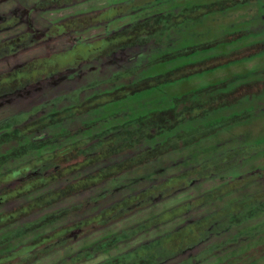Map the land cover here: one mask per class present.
Returning a JSON list of instances; mask_svg holds the SVG:
<instances>
[{"label": "trees", "instance_id": "obj_1", "mask_svg": "<svg viewBox=\"0 0 264 264\" xmlns=\"http://www.w3.org/2000/svg\"><path fill=\"white\" fill-rule=\"evenodd\" d=\"M83 1L86 0H80V3ZM139 1H141L140 8L136 7L137 1L131 2L127 4L128 9L125 14L120 11L118 16L126 18L131 15L135 18L134 16L145 12L153 13V15L144 20L135 21L128 27H123L107 36L105 42L108 47L104 49L103 55L129 51L133 52V59L128 63L130 67L124 68L125 73L116 72L101 80L106 91L101 97H94V100L88 102L80 100L78 109L75 108L77 106L72 105L69 109L63 108L54 112H49V110L60 106L65 101L62 97H55L52 101L47 98L44 101L40 99L26 105L38 104L34 113L36 119L32 122L20 119L19 114L7 116L0 121V197L3 198L5 207L17 203L15 208L5 211V215L9 218L0 230L5 231L0 242L8 246L9 250L6 252L8 257L5 264L13 259H18V264L37 263L73 245L97 228L117 224L139 212L150 209L158 202L190 190L198 182L227 174L242 165L243 159L238 149L230 151L226 156L204 160L200 164V169L184 171L178 173V176L174 175L175 177L170 180L155 184L141 191L134 200L128 197L120 202H111L109 201L112 198L111 195L108 197L98 195L97 191L111 179L127 174L143 165H156L167 156L216 138L222 131L249 124L253 119L264 116V86H259L260 82L249 80L251 73H244L239 76L241 78L247 76L245 80L241 79L242 84H240L239 91L232 86L236 85V81L231 80L236 78L233 76L219 84L208 85L207 89L203 87L204 90L196 94L181 91L173 98L171 105L167 103L162 109L150 112L146 116L126 121L88 137H80L81 133L60 131L59 128L65 122H69L79 114L82 116L89 113L88 111L94 107L103 105L96 99L108 96L110 90L108 84L112 82L110 81L112 79L119 80L124 76L127 80L123 87L115 91L114 98L116 99L109 98L111 101H119L155 88L170 86L174 88L182 81L222 68H229L238 63H247L256 58L246 52L240 60H233L227 56L190 60L192 57L206 53L205 50L215 51L236 42L243 30L222 34L213 38L208 44L185 45L180 53L174 47L170 49L163 47L164 50H159L163 40H172L174 37L172 33L175 30L177 14L168 5L175 0ZM245 4H247L246 0H215L209 6L196 5L193 10L196 11L197 22L203 21L207 16H212V25L219 30L217 24L220 20L230 21L233 18L237 21L241 14H250L251 11H248L251 6L247 4V7ZM162 5L167 7H165V13L160 15L159 9ZM236 8L242 11H234ZM90 17L84 19V22L87 21L88 24ZM237 23L243 26L246 21L243 19ZM21 24L20 19L19 24L8 29L0 27V32L4 33ZM38 35L36 45L50 41L46 40L48 32H41V35ZM20 39L18 37L12 43L2 46L1 51H4L6 55L9 52V45L16 49V44L21 43ZM85 46H88V43ZM85 49L80 50V54L77 53L78 60H87ZM143 49L151 58L145 63L139 62L144 56L141 53ZM45 57L35 58L31 63L5 74L0 79V101L18 100L28 90L30 92L38 86L41 87L44 80L48 81L49 78L45 77L51 74L52 67L53 70L56 68L59 70L60 60L56 59L49 66L52 61H45ZM75 60L70 59L72 63ZM211 62H216V65L206 66ZM125 66L127 67L126 63ZM114 69L122 68L115 67ZM146 72L149 73L146 75ZM155 72L163 73L151 75ZM82 83L84 81L80 83V87L82 86V90L85 91L96 84L94 82ZM254 86L262 89L254 94L246 93L245 88L250 89ZM172 88L170 92L175 91ZM241 90H244V93ZM196 110L201 112L194 116ZM146 141L155 146L150 148L148 146V149L142 148ZM262 144L264 145V140L255 145L261 148ZM260 150L257 151L260 152ZM235 153V156H229ZM260 154L262 153L256 155ZM256 155L254 156L257 157ZM223 157L233 159L222 165ZM251 158L252 156L249 155L244 161H249L248 159ZM211 164L212 168H209ZM260 172L264 173V168ZM261 180H264L263 174L257 172L232 179L233 184L229 182L223 184L215 190L194 197L189 202L167 209L163 213L120 232H115L90 244H84L79 251H73L71 255L68 254L53 264H170L179 258L184 248H195L208 242L213 236L218 237L231 233L232 230H238L242 223L246 224L250 215L242 217L237 222L238 215L234 216L233 213H229L231 220L228 225L218 224L215 217L226 210L221 208L195 222H186L181 227L161 233L150 241L141 242L104 261H96L121 245L135 243L144 234L154 230L158 231L188 213L198 211L213 202L222 201L232 193L245 190ZM138 199L143 203L139 209L137 207L139 203L134 206V201L136 200V203ZM232 202L236 203L237 200ZM241 202L244 208L246 205L249 206L248 209L259 205L258 202L253 206L249 202L246 204L245 201ZM60 205L64 207L55 212H49ZM101 205L103 207L99 208ZM233 210L234 213L238 212L235 211L238 209ZM18 224L19 226L15 228L14 226ZM54 227L56 228L53 229ZM58 228L65 231L64 235H58ZM15 242L17 244L13 245ZM54 242L59 244L58 249L41 251L43 245ZM212 258L207 248L196 255L198 261L196 264H204ZM178 264L192 263L188 259Z\"/></svg>", "mask_w": 264, "mask_h": 264}, {"label": "rangeland", "instance_id": "obj_2", "mask_svg": "<svg viewBox=\"0 0 264 264\" xmlns=\"http://www.w3.org/2000/svg\"><path fill=\"white\" fill-rule=\"evenodd\" d=\"M39 1L42 0H0V27L8 29L15 24H19L21 19L19 15L20 12H18L19 10H23L22 23H24L19 27L7 30L4 33L0 32V39L15 40L20 37L21 43L16 44V53L33 47L32 50H26L21 52V54L18 56L6 58L0 62V72L8 71L15 65L23 64L24 62L31 59L49 56V54L51 55L58 51L68 50L71 48V46L76 45V43L79 41H85V43H88L87 49L84 51L86 56L85 59L87 60H78V54H76L72 57H77V59L75 60L76 62L73 61L74 63H72V72L70 74H66V68L63 65L60 67L57 74L51 76L52 78L49 77L48 81L47 79L44 80V84L41 87L38 86L32 89L30 92L28 90L25 92L26 94H23L24 96H21L18 98V100L0 101V121L4 120L7 116L19 114L18 117L21 116L20 119H24L26 122H32L34 119H36L34 113L38 104L32 106L26 105L34 103V101L40 99L44 101L47 98V100L52 101V99L55 97H62L65 101H63L60 106H55L49 110V112H54L63 108L69 109V106L72 105L77 106L75 108L78 109L80 108V100L88 102L90 100H94V97H101L106 92L103 88L104 84L101 80L107 78L108 76L114 75L116 72L121 74L125 73V69L130 67L128 66V63H130L133 59V52L129 51H121L118 53L113 52L103 55L104 49L108 47L103 38L112 32L120 30L122 27H128V25L135 21L144 20L153 15V13L145 12L134 16L135 18H132L131 15L126 18L118 16L120 11H123L125 14L126 9H128L127 4H131V2L135 3L136 0H86L80 4L75 3L77 0H55V3H57V6L59 7L51 9L52 11L39 12L38 10L36 13L32 14V12L29 11L30 7L28 3L30 2L32 7L33 4H36ZM211 1L213 2L215 0H186L185 7L195 4L204 5L205 3ZM178 2L179 1L173 2L172 4L168 5V7L174 9ZM16 12H18V15L15 16ZM7 14L10 15L8 16ZM89 16H91L90 22L87 24V21L84 22V19H87ZM77 17L80 18L81 27L79 26L70 28V26L64 25L66 28L65 33L62 34L59 39L36 45L38 40L37 34L41 35L42 31H52L54 28L56 29V25L58 23L60 25L61 20L64 22H69L70 20H76ZM247 17H249L247 14H241L237 21L247 19ZM237 21H235L233 18H231L230 21L222 20L221 22L220 20L217 24L218 28H220L219 30L214 27L211 29L206 28L201 33L196 34V38L199 39L204 35L209 34L213 35V39L221 36L222 34L243 30V28L238 27ZM71 23L75 25L73 21H71ZM185 24L189 23L186 22ZM58 32L59 30L54 31V33ZM34 34H36V37ZM75 38H79L80 40L74 41ZM181 39L187 41L185 44L179 45L178 49H180L179 47L182 48V46L185 45H193L198 41H195L193 37L188 38V33H185V37L184 34H182ZM255 40L264 42V31L260 36L256 37ZM252 42L253 40H249L246 43L244 42V44L248 45ZM178 43L179 40H163L159 50H164L163 47L167 49L174 47L177 49L176 44ZM244 44L242 43L241 46H245ZM236 46H238V44H236ZM227 49L226 50L229 51L233 48L228 47ZM141 53L144 56L141 58V60H139V62L141 61L142 63H145L147 60L151 59L146 55V50L143 49V52ZM214 53H216V51H214ZM125 63L127 67L125 66ZM215 63L216 62H211L206 64V66L209 64L214 65ZM115 67L122 69L116 70L114 69ZM257 68L264 70V55L247 63H242L225 69L222 68L203 76L182 81L177 83L176 87L174 88H172L173 86L155 88L145 92H139L127 99L119 101H111L109 98H112V100L116 99L114 98V95L116 94L115 91L118 88L123 87L127 80L124 76H122L119 80L112 79L110 80L112 82L108 84V87L110 88L108 96H103L102 99H96L98 103L101 102L103 105L90 109V111H88L89 113H86L82 116H80V114L77 115L76 118L74 117L69 122H65L63 126L59 128V130L72 133L76 132L78 134L81 133L82 136L80 137H88L101 131L110 129L113 126L121 125L126 121L146 116L150 112L162 109L167 103L171 105L170 103L172 102L173 98L178 96L181 91L195 92V90L199 87L209 84H219L221 81H225L234 75L248 73L256 70ZM33 71L34 70L32 69V72ZM148 73L149 72H146V75ZM159 73L163 72H155L151 75L154 76ZM249 80L252 79L250 78ZM83 81L84 83L82 84L91 82L96 84L85 91L82 90V86L80 87V83ZM185 82L187 83L184 84ZM171 88L175 91L170 92L169 90ZM245 89L246 93L254 94V92H257L262 88H259V86H254L253 88ZM80 90H82L81 94ZM176 91L177 93H175ZM241 92L244 93V90H241ZM262 140H264V116L253 119L249 124H242L238 127L222 131L216 138L206 140L205 142L198 144L193 148L185 149L179 153L167 156L162 161H160V159V162L156 165H143L128 172L127 174L105 182L104 185L97 191L99 196L104 195L108 197L111 195L112 198L109 200L111 202H120L128 197L130 200H134L137 198L136 195H138L141 191H144L151 186L161 183L165 180H170L172 177L178 176V173L200 169V164L204 160H211L217 157L219 158L226 156L229 151H233L235 149H239L240 151L242 150V165L236 170L229 171L227 174L212 179L198 182L190 190L182 194L175 195L174 197L165 201L158 202L150 209L139 212L117 224L97 228L93 230L90 235L82 238L81 240H77L75 243H73V245H70L69 247L53 254L52 256L34 264H53L68 254L71 255V252L76 250L79 251V248L84 244H90L96 240L108 237L115 232H120L121 230L131 227L139 222L145 221L152 216L163 213V211L167 209L178 206L184 202H189L194 197H199L204 193L215 190L217 187L223 184L228 182L229 184H233L232 179L252 174V172H258L261 174L260 171H262L264 168V145L262 144L261 148H257L255 144L261 142ZM152 146L155 145H150V143L146 141L144 142L142 148L148 149ZM258 149H261L260 152L257 151ZM257 153L262 154L257 156ZM235 155L236 153L229 156ZM249 155L252 156V158L245 162L244 159L248 158ZM232 159L233 158L228 159V157H223L221 164L223 165L229 163ZM211 166L212 164L209 166V168H212ZM173 172H175V174H172ZM263 181L264 180H261L260 182L251 185L245 190L232 193L231 195L225 197L222 201L213 202L198 211L188 213L183 218L168 226L162 227L158 231L154 230L150 233L144 234L138 238L135 243L121 245L112 252L98 258L96 262L104 261L106 258L124 252L141 242L150 241L161 233L168 232L174 228H179L186 224V222H195L204 216L208 214L210 215L222 208V210H226L218 213V215L215 217L218 224L228 225L229 221L231 220V215H228L229 213H233L232 215L234 216L238 215L237 222H239L242 217L244 218L246 215H250L246 221V224H244L245 226L242 225L244 226L242 227V230H239V228L238 231L232 230L231 233L222 234L218 237L213 236L208 242L195 248L186 247L182 250L183 253L179 256V258L175 259V261L171 262L170 264H177L182 260L199 255L200 253L207 250L209 246H211L209 250L213 258L204 264H264V196L261 195V191H264ZM235 200H237L236 203L232 202ZM135 201L134 206L135 204L139 203L137 206L138 209L143 206L141 200L139 201L138 199V202L136 203ZM241 201H245V204L249 202V204L252 206L258 202L257 204L259 205L248 209L249 206L246 205L244 208V205ZM16 205L17 203L11 204L6 207L5 210H11L15 208ZM63 207L64 206L61 205L58 207L56 206L49 212H55ZM102 207L103 205H101L99 208ZM233 209H238L235 210L238 212L234 213ZM227 218L228 220H226ZM6 219H8L7 216H5V220ZM258 224L260 226H257ZM58 225L61 226L62 224ZM55 228L56 227L53 229ZM61 228H58V235H64L65 233V231H63ZM233 234H235V238L233 240L224 241L228 240ZM57 245H59L57 242L47 243L41 247V249H43L41 251H53L58 249Z\"/></svg>", "mask_w": 264, "mask_h": 264}, {"label": "flooded vegetation", "instance_id": "obj_3", "mask_svg": "<svg viewBox=\"0 0 264 264\" xmlns=\"http://www.w3.org/2000/svg\"><path fill=\"white\" fill-rule=\"evenodd\" d=\"M136 1L138 2V3L136 2V4H137L136 7L140 8V6H141L140 2L141 1H139V0H136ZM177 1H179V2L177 3L176 7L174 9L172 8L174 13L177 14L175 30L172 33L174 35L172 40H179V43L176 44L177 45V49H178L179 45H182V44L186 43L187 40H182L181 39L182 34H184V37H185V33H188V38L189 37H193L195 41L198 40L197 43H194L193 45H189V46L211 43L213 35L206 34L203 37L197 39L196 38V34L201 33L206 28H208V29L213 28L212 20H211L212 16H207V17H205L203 19V21L201 20L203 22V24L201 23V21L197 22V20H196L197 14H196V11L193 10V8L196 7V5H198V4L185 7L186 0H175V2H177ZM246 1H247V4L251 6L252 10L250 9L248 11V12H250V11L251 12H250V14H248L249 17H247V19H245V21H246V23H244L245 26L244 25L243 26H239L238 25L240 28H243V33L240 35V37H238V40L236 42H233L230 45L223 46L220 49L215 50L216 53H214V51H212L213 49L205 50L206 53L199 54V55H197L195 57H192V58H190V60H192V59L200 60L202 58H204V60H205V59H209V58H212V57H219V56H227V57H229V58H231L233 60H235V59L240 60L246 52H247L248 55H252L253 57H256V58H253V60H254V59H258V58H260V56L264 55V42H260V41H256L255 40L256 37L260 36L263 33V31H264V0H246ZM52 3H55V0H42V1L37 2L36 4H33L32 7H31L30 2H29L28 3V5L30 7L29 11L32 12V14H34L38 10H39V12H45V11H52L51 9L59 7V6H57V3H55V4H52ZM75 3L80 4V0H77ZM211 4H212V1L208 2V3H205L204 5H206V6L208 5L209 6ZM247 4H245V5H247ZM46 5H47V7H46ZM248 5H247V7H248ZM164 6H166V5L160 6V9H159L160 15L165 13V7ZM237 9L238 8L234 9V11H236ZM22 11L23 10H19L18 11V12H20L19 15H20L21 21L23 20ZM239 11H242V10L239 9L236 12H239ZM18 12H16L15 16L18 15L17 14ZM7 15L9 16L10 14H7ZM66 21H69V20H66ZM71 21H73L75 25H73V23H71ZM61 22L63 23L64 21L61 20L60 21V25H59V23L57 25L54 24V25H56V29L54 28L52 31L51 30L42 31V32H48V34H49L46 40H50L51 41V40L59 39L62 36V34L65 33V29L66 28H65L64 25H68V26H70V28L79 27L80 26V18H78V17H77L76 20H70L69 22H64L63 24ZM186 22L189 23V24H185ZM22 24H24V23H22ZM183 24H185V25H183ZM34 25H36V24H34ZM19 26H17V27H19ZM28 30H29V28H28ZM56 30H59V32L58 33H54V31H56ZM244 33H246V34H244ZM34 35L36 37V34H34ZM37 36H39V35L37 34ZM103 39L107 40V36H105V38H103ZM75 40H80V39L79 38L78 39L75 38L74 41ZM249 40H253V42L248 44V45H245L244 42L246 43ZM13 41L14 40H10V39L9 40L0 39V62L5 60L6 58H11V57L18 56L19 54H21V52H24L26 50H32V48H33L32 47V48H29V49H25L23 51H20V52L16 53V49H13V48L9 47L10 46L9 45L8 46V49H9L8 51L9 52L5 55V52L1 51L2 50V46L10 44ZM97 42H99V41H97ZM242 43L245 46H241ZM85 44H86L85 41H79V42L76 43V45L71 46V48H69L68 50L58 51V52H56L54 54H51V55L49 54V56H46L44 58V60L48 61V62L52 61L49 64V66H51L55 62L56 59L60 60V67L64 65V67L66 68V74H70L72 72V67H71L72 66V62L70 61V59L75 60V58H72L73 56H75L77 53L80 54V50L82 51L85 48L87 49V46H85ZM236 44H238V46H236ZM228 47H230V48L232 47L233 49L227 51ZM179 48L180 49H178V51L180 53L181 52V47H179ZM75 52H76V54H74ZM67 59H69V60H67ZM32 60H34V59L28 60V61L24 62L23 64L15 65L13 68L9 69L8 71L0 72V79L5 74L11 73V72L19 69L20 66H23V65L25 66L28 63H31ZM62 61H63V65H62ZM69 61H70V63L68 64ZM239 64H242V63H238V64H235L233 66H236V65H239ZM233 66H230V67H233ZM60 67H58V68L60 69ZM57 70H58L57 68L55 70H53V67H52L51 74L48 77H45V78H49L52 75L57 74ZM53 71H56V72L54 73ZM248 73L249 74L251 73L250 78L253 80V81L251 80L252 82H258V83L260 82L261 84L259 83V86L260 85L264 86V70H261V68H257L256 70H253V71L248 72ZM242 74H244V73H242ZM239 76H241V74L234 75V77H236V78L231 79L233 81H236V85H232V86L237 91H239L241 89V85H240V84H242L241 83L242 82L241 79L245 80L244 78L247 77V76L246 77L243 76L241 78ZM227 83H229V82H227ZM207 86L208 85L199 87L198 89L195 90L194 93L196 94L197 92H199L201 90L207 89L206 88ZM220 86H223V85H220ZM203 87H204V89H203ZM193 88H196V87H193ZM221 89H223V88H221ZM200 112H201L200 110H196V111H194L193 115L197 116ZM235 150H238V149H235ZM235 150H233V151H235ZM241 152H242V150H241ZM258 174H260V173H258ZM261 174H263V177H264V173L261 172ZM261 195L264 196V192H262ZM5 208L6 207L4 206V200H3V198L0 197V230L5 226V222L7 220V219L5 220V216H6L5 215V211H6ZM7 218H9V216H7ZM242 225H244V224L243 223L241 224V227H240L239 230H242V227L245 226V225L244 226H242ZM18 226H19V224L17 226H14V227L16 228ZM257 226H260V225L258 224ZM4 233H5V231H3V230L0 231V240H1V237L4 235ZM235 234L230 236V238L228 240H224V241L233 240L235 238ZM224 241H222V242H224ZM17 242H15L13 245H16ZM219 243H216V244H219ZM213 245H215V244H213ZM8 251H9L8 250V246H5L2 242H0V264H5V258L8 257V256H6V252H8ZM9 254H11V253H9ZM188 259H190V262L192 264H196L198 262L197 259H196V256H194L192 258H188ZM188 259H186V260H188ZM182 261H184V260H182ZM182 261H180L179 263H181ZM18 262H19L18 259H13L12 261L11 260L8 261L7 264H18Z\"/></svg>", "mask_w": 264, "mask_h": 264}]
</instances>
